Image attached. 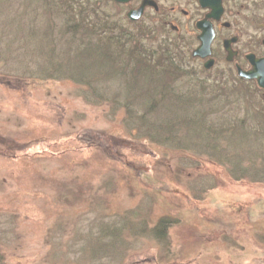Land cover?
<instances>
[{"label":"rangeland","instance_id":"obj_1","mask_svg":"<svg viewBox=\"0 0 264 264\" xmlns=\"http://www.w3.org/2000/svg\"><path fill=\"white\" fill-rule=\"evenodd\" d=\"M63 3L0 1V75L31 83L0 80V264H264L257 141L249 150L227 136L229 155L239 157L232 173L245 169L241 161L252 169L248 179L235 181L213 156L194 148L135 139L136 130L124 125V108L111 113L105 102L88 103L70 79L35 76L53 46L44 34L48 25L56 51L65 49ZM213 94L229 100L223 99L230 107L224 118L255 124L252 107L235 92H203ZM220 114L208 119L220 121ZM151 202L153 215L180 219L168 235L171 257L161 259L158 244L142 232L125 245L114 229L118 214L141 204L124 214L133 217Z\"/></svg>","mask_w":264,"mask_h":264},{"label":"trees","instance_id":"obj_2","mask_svg":"<svg viewBox=\"0 0 264 264\" xmlns=\"http://www.w3.org/2000/svg\"><path fill=\"white\" fill-rule=\"evenodd\" d=\"M61 1L64 2L63 10L69 12L64 24L65 49L56 51L55 38L50 34L53 27L48 25L44 34L51 38L53 46L43 54L46 62L35 76L40 79H70L79 88L76 93L88 103L105 102L111 113L118 106L124 108V125L127 129L136 130L135 139L172 144L171 147L178 149L194 148L213 156L235 181L248 179L252 175V169L241 161L245 169L237 174L232 173L237 163L234 158L238 160L239 157L229 155L226 147L233 144L227 136L237 138L240 145L249 150L253 148L251 142L256 140L255 152L259 150L260 158L258 178L264 180V102L258 100L256 88L243 82L221 88L219 85L197 80L194 71L187 69L188 64L182 54L175 56L173 52L163 48L152 52L140 45L132 31L124 30L123 24L111 25L115 20L106 21L98 14L92 18L90 5L93 0H87V5H76L75 0ZM114 27H118V32ZM33 29L34 33L39 32ZM15 78L0 75L1 81L13 82L16 86L31 84H20L16 79L22 78ZM211 89L222 94L226 91L235 92L243 104L252 107L249 116L254 118L255 124L247 122L246 118H224L222 113L230 109L224 101L227 96L218 99L215 94L209 98L203 95L204 91ZM206 99L210 101L206 103ZM212 112L221 113V120L208 119ZM75 136L77 138L76 134ZM95 138L103 142L104 149H112L108 138L101 134L95 135ZM86 141L90 139L86 138ZM133 145H128V148ZM193 160L194 155H187V161L192 163ZM183 166L181 164V171ZM152 204L149 203V207H144L145 211H139L133 217L125 218L124 214H128L130 210H138L141 204L118 214L122 221L114 229L120 231L118 234L122 233L125 245L135 238L139 240L140 235L144 234L143 238L158 244V251L163 253L161 259L171 257L173 251L169 247L171 241L168 235L180 219L163 212L153 215L155 207Z\"/></svg>","mask_w":264,"mask_h":264},{"label":"flooded vegetation","instance_id":"obj_3","mask_svg":"<svg viewBox=\"0 0 264 264\" xmlns=\"http://www.w3.org/2000/svg\"><path fill=\"white\" fill-rule=\"evenodd\" d=\"M90 8L92 18L123 24L150 51L182 54L197 80L221 88L249 83L264 101L257 80L240 75L264 71V0H93Z\"/></svg>","mask_w":264,"mask_h":264},{"label":"water","instance_id":"obj_4","mask_svg":"<svg viewBox=\"0 0 264 264\" xmlns=\"http://www.w3.org/2000/svg\"><path fill=\"white\" fill-rule=\"evenodd\" d=\"M131 13H128V18H131ZM197 53H195L194 55H196ZM241 76L246 77V78H255L257 80L258 86L260 88L264 89V71L262 73V71H258V73L256 72L255 74H253L252 72H244V73H240Z\"/></svg>","mask_w":264,"mask_h":264}]
</instances>
